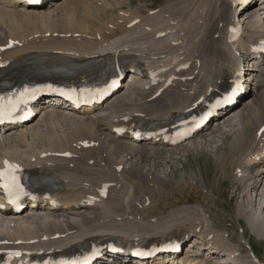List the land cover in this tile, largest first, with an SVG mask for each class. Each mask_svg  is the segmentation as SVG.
I'll use <instances>...</instances> for the list:
<instances>
[{
	"label": "bare ground",
	"instance_id": "6f19581e",
	"mask_svg": "<svg viewBox=\"0 0 264 264\" xmlns=\"http://www.w3.org/2000/svg\"><path fill=\"white\" fill-rule=\"evenodd\" d=\"M110 1L57 0L47 7L49 1L0 0V79L21 67L43 72L81 69L70 81L91 84L114 75L118 68L128 74V81L95 103L94 109L47 104L20 126L0 125V167L7 159L18 164L23 175L50 185L42 193L31 192L27 198L35 193L38 199L16 210L5 206L0 189V223L13 228L0 230V240L30 238L33 244L19 248L25 241L13 245L0 241V264H21L43 254L51 262L31 264H78L74 257L88 264H179L190 256L193 264H231L230 260L236 264L238 245L226 230L216 228L201 203V207L177 208L154 221L132 214L129 204L138 180L155 178L148 172L143 177V161L157 159L163 147L181 146L192 154L207 151L212 126L218 129L228 121L235 125L228 146L245 141L233 167L234 179L246 182L245 195L252 207L251 193L260 196L259 207L244 217L251 232L264 237V159L258 163L264 155V59L257 60L259 52L248 54L258 63L259 75L254 77V71L248 77L251 87L244 93L239 86L235 92L228 91L243 59L239 48H258L264 38V0L259 8L251 9L248 6L254 0H248L241 18L234 15V0H180L174 15L151 11L117 17L108 14V9L123 0ZM238 31L246 37L232 38ZM56 93L43 89L34 102L40 103L41 98L60 103ZM233 106L237 113L225 118L231 109L219 116ZM211 116L209 124L208 119L201 123ZM250 126L253 132L249 134ZM174 138L175 142H169ZM215 143L212 155L221 161L223 152L216 150L225 145L223 137ZM132 154L134 164L124 167L126 156ZM186 175L192 181L200 179L194 169ZM124 186L126 198L106 202L113 190ZM70 215L79 219H67ZM187 238L193 249L171 258L166 250ZM200 246L215 251L211 258L224 253L225 259L223 255L221 262L207 259L204 253L194 256ZM127 250L129 254L124 253ZM135 251L150 253L155 261L132 257ZM9 252L20 256L10 257Z\"/></svg>",
	"mask_w": 264,
	"mask_h": 264
},
{
	"label": "rangeland",
	"instance_id": "374dc122",
	"mask_svg": "<svg viewBox=\"0 0 264 264\" xmlns=\"http://www.w3.org/2000/svg\"><path fill=\"white\" fill-rule=\"evenodd\" d=\"M54 1L57 0H50L48 2L49 4L47 3V7H52L53 5L50 3ZM99 2L102 5H107L105 2ZM113 2L115 3L114 0H111L109 3L112 4ZM259 2L260 1L254 0L248 8H258L260 5ZM179 3L180 0H123L122 4L110 5L108 14L117 17L122 14L132 15L133 13L148 15L151 11H155L154 13L159 11L163 14L174 15L178 9L177 7H179ZM170 9L172 10V13L170 12ZM162 10L166 12H163ZM107 17L109 16H104V18ZM127 77L128 74L126 71V73L120 78V84H125L128 81ZM236 106L228 108L227 110L224 108L222 110V114L219 116H225V113L231 109L232 110L229 112L228 116H225V118L232 116L237 113V109H234ZM54 107L57 108L58 106L56 105ZM209 123L210 122H208V124ZM213 123L214 122H212V125ZM234 130L235 125H231L228 121H223L218 129L215 126H212V134L208 132V138L210 141L205 146L207 151L203 150L200 151V153L192 154L190 150L182 151L184 148L181 146L175 148L163 147L160 149L158 154L159 157L157 159L150 158L151 161L149 159L147 160L148 162L143 161L142 165L145 171L143 177H145L148 172L155 178L138 180L139 185L130 200L129 210L132 214L154 221L157 217L165 218L166 214L171 211H175L177 208L201 207L199 204L201 203L205 210L212 216L215 221L216 228L221 231L226 230L227 237L231 238L232 242L238 245L237 251L239 253V259L236 261V264H258V262L264 264V237L259 238L253 234L249 228L247 220L244 217V213L250 212L252 208H254L253 210H256V208L259 207V205L257 206V203L260 200V196L255 197V192L251 193L252 202L255 204L252 207L249 204L247 195H245L246 182L241 179H234V174L237 173L233 171V167L236 164L237 158L242 154L245 145V141H234L228 146V142L233 140ZM252 132L253 127L250 126L248 133L250 134ZM219 137H223L225 144L216 150L217 153H220L221 151L223 152V158L221 161H217L212 155L213 151H211L215 148V140ZM249 138L250 135L247 136V139ZM218 144L220 145V142ZM132 156L133 154L126 156L125 162H128L126 164L124 163V167L127 168L134 164L135 158L133 157L134 159L130 160ZM190 169H194L201 180H189L186 174L190 172ZM251 169L252 168H250V170ZM126 172L132 178H137L131 172ZM182 173H184V176H182ZM139 177H141V175H139ZM260 191L261 190L259 188L257 193H260ZM127 195L128 192L126 191V186L118 189L116 188L113 190L106 202L112 199L117 200L126 198ZM135 197L137 200H135ZM146 197L148 198L145 199ZM149 203L151 205L147 206ZM141 204L144 208L140 209L139 205ZM67 219L78 220L79 218L70 215ZM3 224L4 223H0V230L8 232L12 231V226ZM242 233L245 237L243 239H241ZM44 235H48V233H44ZM8 240L10 242L8 245H13L14 242L18 240L25 241V245L20 246L19 248H26L29 247L28 245H33L29 244L32 240L30 238H18L14 241L10 239ZM8 240H5L4 238L0 241ZM188 241H190V238L185 239L182 242V245L187 246ZM0 247L3 248V246ZM206 249L207 248H204V251H206ZM250 249H252L251 252ZM222 255L224 256V253H222ZM255 256L256 258H254ZM223 258H225V256ZM223 264L226 263L224 262Z\"/></svg>",
	"mask_w": 264,
	"mask_h": 264
},
{
	"label": "snow or ice",
	"instance_id": "6c2138e0",
	"mask_svg": "<svg viewBox=\"0 0 264 264\" xmlns=\"http://www.w3.org/2000/svg\"><path fill=\"white\" fill-rule=\"evenodd\" d=\"M229 31H235V29H229ZM11 46V42L8 45ZM114 83V82H113ZM237 89L234 88L233 92ZM34 89H29L27 87L16 92V98L13 100V94L9 93L7 97L0 96V120L9 118L16 111L19 105L26 99H30L28 93L34 92ZM264 132V129H261ZM63 155H69L68 153H63ZM2 167H0V189L9 197L10 202L15 203V201L21 196L25 195V187L22 183L21 178V168L18 164L11 162L7 159L2 161ZM2 206V205H0ZM138 255H146L147 253H137ZM8 255L20 256L19 252H9ZM87 259V258H86Z\"/></svg>",
	"mask_w": 264,
	"mask_h": 264
}]
</instances>
